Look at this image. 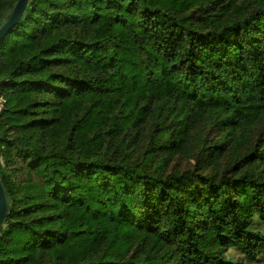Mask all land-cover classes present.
I'll list each match as a JSON object with an SVG mask.
<instances>
[{
	"label": "trees",
	"instance_id": "16d2710c",
	"mask_svg": "<svg viewBox=\"0 0 264 264\" xmlns=\"http://www.w3.org/2000/svg\"><path fill=\"white\" fill-rule=\"evenodd\" d=\"M0 81V264L264 263V0H30Z\"/></svg>",
	"mask_w": 264,
	"mask_h": 264
},
{
	"label": "rangeland",
	"instance_id": "374dc122",
	"mask_svg": "<svg viewBox=\"0 0 264 264\" xmlns=\"http://www.w3.org/2000/svg\"><path fill=\"white\" fill-rule=\"evenodd\" d=\"M116 31L119 33H122V40L125 46H131L132 43L128 37V35L121 30L119 27H115ZM122 52V60L124 64V68L128 73L136 74L138 71H136L132 66L129 64V58L126 55L124 51ZM152 89V86H150L143 78H140L139 76V84L136 88L133 87H127L123 92L116 94L112 96L106 103H105V111L108 114H112L115 107L119 103L120 100L125 99L127 102V106L131 109L134 105V100L139 96L144 94L147 90ZM257 112V109H253L250 112L249 120L254 116V114ZM129 124V120H124L121 122L122 128H126ZM238 139H239V145L241 146L244 143V140L242 139L240 135L241 128L238 129ZM229 256L231 257V260H233L237 264H250L247 262H244L242 259V256L235 251H231L229 253ZM253 264H264V263H253Z\"/></svg>",
	"mask_w": 264,
	"mask_h": 264
},
{
	"label": "water",
	"instance_id": "95a60500",
	"mask_svg": "<svg viewBox=\"0 0 264 264\" xmlns=\"http://www.w3.org/2000/svg\"><path fill=\"white\" fill-rule=\"evenodd\" d=\"M30 0H18L14 6L9 18L0 27V42L4 37L22 20ZM8 215V200L4 190L3 183L0 178V233Z\"/></svg>",
	"mask_w": 264,
	"mask_h": 264
},
{
	"label": "built area",
	"instance_id": "2783aa9c",
	"mask_svg": "<svg viewBox=\"0 0 264 264\" xmlns=\"http://www.w3.org/2000/svg\"><path fill=\"white\" fill-rule=\"evenodd\" d=\"M0 90H1V81H0ZM6 104H7V99L4 97V95L1 94L0 91V112L4 109Z\"/></svg>",
	"mask_w": 264,
	"mask_h": 264
}]
</instances>
